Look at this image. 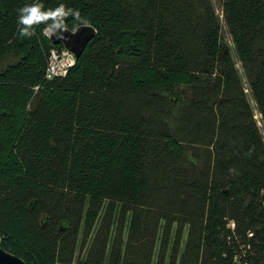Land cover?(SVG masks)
Instances as JSON below:
<instances>
[{
	"label": "trees",
	"instance_id": "16d2710c",
	"mask_svg": "<svg viewBox=\"0 0 264 264\" xmlns=\"http://www.w3.org/2000/svg\"><path fill=\"white\" fill-rule=\"evenodd\" d=\"M37 2L78 12L64 27L97 30L65 76L46 78L50 51L64 48L47 24L19 35V10ZM223 10L264 121V0H223ZM8 55L16 59L0 65V246L28 264L71 263L80 228L89 232L108 201L132 211L131 256L120 250L115 264H150L135 253L152 235L154 207L183 188L196 212L185 199L165 201L192 224L179 264H264V140L246 94L231 93L234 63L209 0H0V62ZM181 86L193 89L189 103ZM162 92L175 96L172 112L151 101L149 113L130 112L127 94ZM201 135L208 145L195 147ZM161 162L173 177L154 179Z\"/></svg>",
	"mask_w": 264,
	"mask_h": 264
},
{
	"label": "rangeland",
	"instance_id": "374dc122",
	"mask_svg": "<svg viewBox=\"0 0 264 264\" xmlns=\"http://www.w3.org/2000/svg\"><path fill=\"white\" fill-rule=\"evenodd\" d=\"M209 1L219 19L223 42L228 44L234 63L232 73L235 76V80L231 85V93L234 94L243 91L246 94L250 104L252 119L259 128L264 140L263 115L252 93L248 66L240 60L234 47L232 34L224 15L223 0ZM15 59V56L8 55L0 62V65L5 66L15 61ZM178 91L183 95L185 99H183V101L189 103V100L193 96V89L188 86H181L178 88ZM127 96L130 112H143L144 114L149 113L151 110L148 104L150 101L155 104V109L161 112H172L170 100L172 99L173 101L175 99V96H172L171 92H162L160 95H154L153 93H132L127 94ZM33 105L34 103L32 102L30 106ZM159 126H161V122L158 123V127ZM196 128L199 127L194 128V131L197 133ZM202 130L205 131L206 126H204ZM207 142L208 141H205L201 135L198 139L194 140L193 145L203 148L208 145ZM161 167L160 170L153 172L155 180L163 179V176L166 174L168 176H174L170 172L173 167L162 162ZM195 197L194 194L188 193L183 188L170 189L163 193L161 206L154 207V210L159 208L160 212L157 217L149 223V227L153 229L152 235L150 232H146V241L143 242L141 249L135 253V256L138 255V258L148 257L150 264H179L182 254L187 247L189 235L192 231V224L187 216L175 212L174 206H178L180 204L179 201L185 199V205L192 210V212H196L198 209L196 202H194ZM165 201L175 202L174 206L165 205ZM121 208V204H119L116 209L113 210L110 208L109 202L107 201L93 228L89 232H85L83 227L80 228L77 249L73 261L71 263L57 264H93L102 254L104 264H115L120 250L123 258L125 254L130 257L131 254L129 250H126V245L130 237L132 211L124 212ZM44 214L45 213H42L40 215V220ZM59 225L60 220H58L56 226L59 227ZM230 225L232 226L233 222H231ZM147 240L149 241L147 242ZM140 262L141 261L134 263L131 261V264H140Z\"/></svg>",
	"mask_w": 264,
	"mask_h": 264
},
{
	"label": "clouds",
	"instance_id": "9594fccd",
	"mask_svg": "<svg viewBox=\"0 0 264 264\" xmlns=\"http://www.w3.org/2000/svg\"><path fill=\"white\" fill-rule=\"evenodd\" d=\"M44 5L33 3L25 5L19 10L18 29L21 37H32L35 35V27L40 24H47L45 34H56L64 28V20L69 15H75L79 18V13H73L72 9H66L63 4L55 9L43 10ZM51 22V23H49Z\"/></svg>",
	"mask_w": 264,
	"mask_h": 264
},
{
	"label": "water",
	"instance_id": "95a60500",
	"mask_svg": "<svg viewBox=\"0 0 264 264\" xmlns=\"http://www.w3.org/2000/svg\"><path fill=\"white\" fill-rule=\"evenodd\" d=\"M97 30L92 25H80L76 29L64 27L56 34H51L50 37L55 43H61L65 48L72 51L78 59L84 51L90 40L96 36ZM35 201L30 203V208H33ZM48 217L43 218V224L47 222ZM0 264H28L22 257L14 254L4 247L0 246Z\"/></svg>",
	"mask_w": 264,
	"mask_h": 264
},
{
	"label": "built area",
	"instance_id": "2783aa9c",
	"mask_svg": "<svg viewBox=\"0 0 264 264\" xmlns=\"http://www.w3.org/2000/svg\"><path fill=\"white\" fill-rule=\"evenodd\" d=\"M76 60L75 54L67 48H53L49 55L46 78L53 79L65 76L70 68L75 65Z\"/></svg>",
	"mask_w": 264,
	"mask_h": 264
}]
</instances>
